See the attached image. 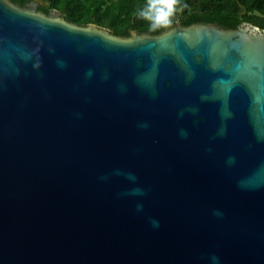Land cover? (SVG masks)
Instances as JSON below:
<instances>
[{"label": "water", "instance_id": "95a60500", "mask_svg": "<svg viewBox=\"0 0 264 264\" xmlns=\"http://www.w3.org/2000/svg\"><path fill=\"white\" fill-rule=\"evenodd\" d=\"M0 264H264V30L0 0Z\"/></svg>", "mask_w": 264, "mask_h": 264}, {"label": "trees", "instance_id": "16d2710c", "mask_svg": "<svg viewBox=\"0 0 264 264\" xmlns=\"http://www.w3.org/2000/svg\"><path fill=\"white\" fill-rule=\"evenodd\" d=\"M9 1L19 7L33 2L36 10L45 15L54 10L70 23L93 24L119 37H128L131 32L158 35L169 30L175 22L182 26L213 24L225 29H236L247 23L264 30V0H177L169 26L155 31L150 30V22L141 15L148 9L149 0Z\"/></svg>", "mask_w": 264, "mask_h": 264}, {"label": "clouds", "instance_id": "9594fccd", "mask_svg": "<svg viewBox=\"0 0 264 264\" xmlns=\"http://www.w3.org/2000/svg\"><path fill=\"white\" fill-rule=\"evenodd\" d=\"M176 2L177 0H149L148 9L141 15L150 22V30L169 26V17L173 14V5Z\"/></svg>", "mask_w": 264, "mask_h": 264}]
</instances>
